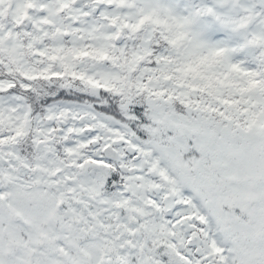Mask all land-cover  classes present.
Instances as JSON below:
<instances>
[{"label":"snow or ice","instance_id":"obj_1","mask_svg":"<svg viewBox=\"0 0 264 264\" xmlns=\"http://www.w3.org/2000/svg\"><path fill=\"white\" fill-rule=\"evenodd\" d=\"M0 264H264V0H0Z\"/></svg>","mask_w":264,"mask_h":264}]
</instances>
